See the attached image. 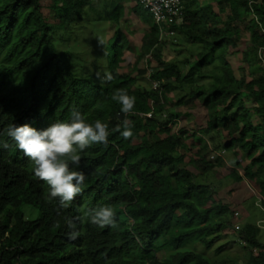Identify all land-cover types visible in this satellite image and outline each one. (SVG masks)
I'll return each mask as SVG.
<instances>
[{
    "label": "trees",
    "instance_id": "trees-1",
    "mask_svg": "<svg viewBox=\"0 0 264 264\" xmlns=\"http://www.w3.org/2000/svg\"><path fill=\"white\" fill-rule=\"evenodd\" d=\"M121 1L109 0L106 20L114 25L123 17ZM182 1L185 17L176 32L200 46L187 73L183 63L161 58L162 41L151 15L138 1L133 8L148 26L139 53L140 59L156 61L150 80L158 93L136 89V77L119 72L128 45L118 29L104 44L108 69L98 78L62 46L57 35L86 19L85 0H0V264H213L184 246L190 242L208 248L209 236L233 225L216 220L233 213L198 181L220 163L198 155L188 161L197 173L187 170V133L172 128L177 117L155 121L163 109L158 100L172 92L180 91L176 105L200 103L206 111L203 135L215 149L239 154L245 163L234 159L243 174L233 170L230 177L253 183L264 200V63L258 56L264 49V0ZM87 19L103 18L96 13ZM241 27L249 33V45L240 53L236 77L227 53L241 42ZM210 65L216 70L206 72L209 83L200 86ZM106 73L112 75L110 81L103 79ZM119 90L136 97L132 113H122L113 100ZM73 108L89 123H107L110 131L126 120L134 126L132 137L113 132L106 145L86 149L78 166L69 162L85 180L81 194L64 207L59 198L46 200V184L35 178L32 163L6 129L13 123L41 130L68 121ZM101 205L113 208L116 228L89 222L86 213ZM65 216L77 225L75 240L69 239ZM233 227V242L248 254L245 264H264L259 227ZM159 253L166 255L160 259Z\"/></svg>",
    "mask_w": 264,
    "mask_h": 264
},
{
    "label": "rangeland",
    "instance_id": "rangeland-1",
    "mask_svg": "<svg viewBox=\"0 0 264 264\" xmlns=\"http://www.w3.org/2000/svg\"><path fill=\"white\" fill-rule=\"evenodd\" d=\"M136 3V0H122L120 5L124 10L123 17L118 25H114L106 20L107 10H111L109 0H85L84 16L86 19L80 21L71 30L58 34L57 37L61 38L62 46L65 44L70 51L73 50L75 54L73 59H77V65L84 67L86 72H89L94 78H98L108 69V60L103 53L104 44L118 29L126 36L128 45L119 72L136 77V89L161 93L157 87H154V82L150 80L151 71L156 66L155 59L149 56L140 59L141 38L147 31L148 26L143 23L141 16L133 10ZM96 13L100 14L103 19L100 21L87 19V17H92ZM241 39L237 48H230L227 53V60L236 77H239L237 68L241 65L240 53L246 50L249 45V33L244 27H241ZM54 42L58 48V41L55 40ZM158 47L160 56L165 61L185 65L183 73H187L188 70L193 68L194 58L200 50V46L188 42L178 34L173 38L164 39ZM68 62L72 63V56L68 57ZM214 66L210 65L202 72L205 79L200 80L198 83L200 86L209 83L208 73L215 72L216 68ZM84 69H82L83 72ZM179 92H172L160 97L158 101L163 105V111L159 110L157 112L154 118L155 121L163 123L164 116L177 117V119L172 120L175 121L172 128L175 132L183 131L187 133L184 142L186 147L184 162L187 165V170L197 173L188 161L198 155H205L207 160L220 163L211 172L201 175L198 179L202 184L209 186L208 190L213 193L214 197L224 205H228L233 213L221 217L220 220H216V223L219 221L223 223L231 222L234 226L238 225L239 227L244 223L254 224L259 227L258 238L264 243V206L261 203L264 200H262L253 183L251 184L245 179L237 182L229 175L234 170L239 176H242L241 168L234 166V159L239 160L242 166L245 165L242 162V156L239 154L237 156L223 154L214 148L213 143L202 133L206 124V111L197 101L194 104L176 105L175 101L180 96ZM181 94L187 96L188 93L182 92ZM234 213H238V216L235 217ZM232 227H228L219 234L209 236L207 242L211 243L208 248L198 243L187 242L184 250L201 252L213 264H245L248 254L241 245L233 242L235 233ZM165 255V253H159L158 256L162 259Z\"/></svg>",
    "mask_w": 264,
    "mask_h": 264
},
{
    "label": "clouds",
    "instance_id": "clouds-1",
    "mask_svg": "<svg viewBox=\"0 0 264 264\" xmlns=\"http://www.w3.org/2000/svg\"><path fill=\"white\" fill-rule=\"evenodd\" d=\"M103 79L110 81L112 75L106 73ZM113 100L120 105L124 114L132 113L135 108L136 97L124 90L115 93ZM133 126L130 120H126L122 128L116 127L110 131L107 123L99 119L89 123L79 109L73 108L68 121H57L41 130L28 124L17 126L12 123L8 125L6 135L32 163L35 178L46 184V200L52 202L59 198L61 204L67 207L81 194L85 180L84 174L73 170L69 162L78 166L86 149L97 144L106 145L113 132H119L125 139L132 137ZM86 216L92 225L99 228L118 226L116 213L110 205L92 209ZM63 223L70 230L69 239L75 240L79 235L76 223L68 216L63 218ZM57 226H60L59 223Z\"/></svg>",
    "mask_w": 264,
    "mask_h": 264
},
{
    "label": "built area",
    "instance_id": "built-area-1",
    "mask_svg": "<svg viewBox=\"0 0 264 264\" xmlns=\"http://www.w3.org/2000/svg\"><path fill=\"white\" fill-rule=\"evenodd\" d=\"M140 6L151 15L152 22L157 27L159 41L166 38H173L177 35L176 29L179 28L185 17V11L182 0H137ZM258 56L264 63V49L258 50ZM154 87H157L154 82ZM149 116V115H146ZM237 217L238 213H234ZM239 230V226H234Z\"/></svg>",
    "mask_w": 264,
    "mask_h": 264
}]
</instances>
